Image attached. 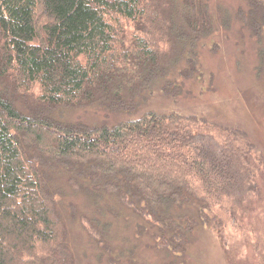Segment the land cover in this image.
I'll use <instances>...</instances> for the list:
<instances>
[{
  "label": "trees",
  "instance_id": "obj_1",
  "mask_svg": "<svg viewBox=\"0 0 264 264\" xmlns=\"http://www.w3.org/2000/svg\"><path fill=\"white\" fill-rule=\"evenodd\" d=\"M247 1L239 17L261 39L264 0ZM212 22L206 4L184 0H0V264H76L56 207L60 172L96 205L99 196L117 200L146 222L155 245L178 253L200 225L223 226L258 195L254 145L238 128L196 114L149 111L113 127L43 114L116 105L112 90L120 97L163 81L171 95L169 67L190 60ZM258 55L264 67V49ZM95 218L86 230L110 252Z\"/></svg>",
  "mask_w": 264,
  "mask_h": 264
},
{
  "label": "rangeland",
  "instance_id": "obj_2",
  "mask_svg": "<svg viewBox=\"0 0 264 264\" xmlns=\"http://www.w3.org/2000/svg\"><path fill=\"white\" fill-rule=\"evenodd\" d=\"M184 1L198 7L206 4L213 24L210 33L192 42L187 54L190 60L169 67L165 80L171 95L164 91L163 81L146 90L121 89V98L119 89L112 90L118 98L116 105L97 102L45 109L43 114L63 124L89 127H113L137 120L149 111L196 114L238 128L254 145L258 195L252 194L238 212H228L223 226L200 225L186 251L178 253L173 247L167 250L164 245H155L146 222L136 219L117 200L99 196L100 204L96 205V198L74 192L68 176L60 172L54 177V184L61 188V195L56 193V207L70 230L76 264H264V67L258 55L264 49V32L259 39L240 19L241 12L249 8L247 0ZM130 93H134L132 99L127 98ZM15 105L22 113L33 114V105L22 108L18 100ZM93 214L99 217L95 219L100 229L108 231L110 252L104 249V242L97 244L86 230V220ZM105 223L107 229L103 228ZM94 235L101 238L98 233Z\"/></svg>",
  "mask_w": 264,
  "mask_h": 264
}]
</instances>
